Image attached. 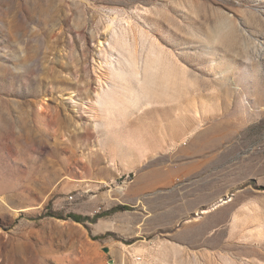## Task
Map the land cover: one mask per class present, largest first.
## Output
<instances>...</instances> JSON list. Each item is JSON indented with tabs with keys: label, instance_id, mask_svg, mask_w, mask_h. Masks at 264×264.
<instances>
[{
	"label": "rangeland",
	"instance_id": "374dc122",
	"mask_svg": "<svg viewBox=\"0 0 264 264\" xmlns=\"http://www.w3.org/2000/svg\"><path fill=\"white\" fill-rule=\"evenodd\" d=\"M0 264H264V0H0Z\"/></svg>",
	"mask_w": 264,
	"mask_h": 264
},
{
	"label": "trees",
	"instance_id": "16d2710c",
	"mask_svg": "<svg viewBox=\"0 0 264 264\" xmlns=\"http://www.w3.org/2000/svg\"><path fill=\"white\" fill-rule=\"evenodd\" d=\"M119 210H127V207H120V208L112 210V212H117ZM69 218H72L74 221L79 222V223L84 222L86 219V218H84L82 216H78V215H69ZM97 218H100V217L98 216V217H96V219ZM86 220H89V218H87Z\"/></svg>",
	"mask_w": 264,
	"mask_h": 264
}]
</instances>
